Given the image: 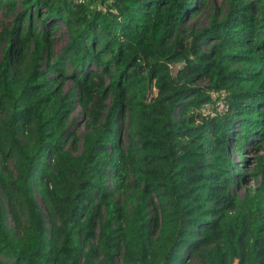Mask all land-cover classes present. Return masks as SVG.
<instances>
[{
	"label": "trees",
	"instance_id": "16d2710c",
	"mask_svg": "<svg viewBox=\"0 0 264 264\" xmlns=\"http://www.w3.org/2000/svg\"><path fill=\"white\" fill-rule=\"evenodd\" d=\"M207 2L0 0L22 7L0 59V264H264V183L232 192V149L264 150V0L186 32ZM78 104L90 130L73 154Z\"/></svg>",
	"mask_w": 264,
	"mask_h": 264
},
{
	"label": "rangeland",
	"instance_id": "374dc122",
	"mask_svg": "<svg viewBox=\"0 0 264 264\" xmlns=\"http://www.w3.org/2000/svg\"><path fill=\"white\" fill-rule=\"evenodd\" d=\"M196 6L199 12L195 16H193V14L188 15L182 25L183 29L186 32H190L193 28H207L214 20H222L228 12L229 0H208L205 6L201 7L199 3H196ZM21 9L22 7L19 4H17L15 11H10L7 7L0 8V59L2 58L3 50L8 43V36L5 33L12 31L15 28L14 19ZM68 41V31L66 27L62 25L52 37V48L51 50H47L45 61L48 62L58 58L63 53V48ZM205 48L208 49L209 47ZM90 69H94L93 66H90ZM66 73L68 74V78L66 79L65 89L71 90L75 87V82L72 78L73 69L71 67H68ZM106 81L108 82V79H106ZM110 104L111 99L109 98L107 105ZM89 121V113L85 109H83L80 104H78L72 117L69 119V131L71 134H75V137L66 144V148L71 153L78 154L83 150L84 136L90 130ZM128 134L129 124L126 117L121 125V135L127 144ZM232 150L233 160L237 163L238 166H242V168L240 169L242 175H236L237 182L233 185L232 192L237 197L242 198L244 197L245 193L254 192L262 182L264 183V174L262 168L259 166V156L264 154V150L257 153V151L255 150V145H251L245 151L247 159L246 161L241 155L238 154L236 149ZM8 167L10 170H14V158H11L9 160ZM114 186V181L110 179L109 187L113 188ZM117 198L120 201V204L126 205V211L130 214L133 210L132 203H125L126 196H122L121 193H117ZM2 200L8 213V224L10 227L14 228L15 223L12 217L10 206L5 199ZM38 200L42 205L43 211H45L40 196H38ZM199 261L200 257L196 255L185 264H197Z\"/></svg>",
	"mask_w": 264,
	"mask_h": 264
},
{
	"label": "built area",
	"instance_id": "2783aa9c",
	"mask_svg": "<svg viewBox=\"0 0 264 264\" xmlns=\"http://www.w3.org/2000/svg\"><path fill=\"white\" fill-rule=\"evenodd\" d=\"M204 107H205L206 111L209 112V111H208V110H209L208 108H211V105H210L209 103H207V104L204 105ZM218 108H219V110H223V111L226 109V106H225V104L223 103V101H219V102H218ZM207 109H208V110H207Z\"/></svg>",
	"mask_w": 264,
	"mask_h": 264
}]
</instances>
